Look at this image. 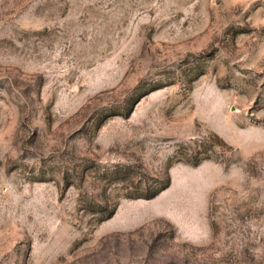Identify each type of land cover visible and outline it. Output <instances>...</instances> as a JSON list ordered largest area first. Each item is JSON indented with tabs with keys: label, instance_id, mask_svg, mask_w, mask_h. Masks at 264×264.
I'll return each mask as SVG.
<instances>
[{
	"label": "rangeland",
	"instance_id": "1",
	"mask_svg": "<svg viewBox=\"0 0 264 264\" xmlns=\"http://www.w3.org/2000/svg\"><path fill=\"white\" fill-rule=\"evenodd\" d=\"M0 264H264V0H0Z\"/></svg>",
	"mask_w": 264,
	"mask_h": 264
},
{
	"label": "trees",
	"instance_id": "2",
	"mask_svg": "<svg viewBox=\"0 0 264 264\" xmlns=\"http://www.w3.org/2000/svg\"><path fill=\"white\" fill-rule=\"evenodd\" d=\"M154 194H156V192H154V193H151V192H150V193H148L147 196H145V197H152Z\"/></svg>",
	"mask_w": 264,
	"mask_h": 264
}]
</instances>
